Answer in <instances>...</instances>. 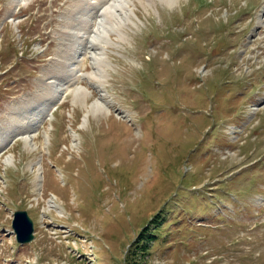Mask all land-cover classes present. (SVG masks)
<instances>
[{"label": "rangeland", "instance_id": "obj_1", "mask_svg": "<svg viewBox=\"0 0 264 264\" xmlns=\"http://www.w3.org/2000/svg\"><path fill=\"white\" fill-rule=\"evenodd\" d=\"M69 3L0 0V128L63 74ZM131 9L126 38L103 44L110 112L88 113L100 91L74 80L91 93L48 99L38 148L21 135L1 148L0 264H264V0Z\"/></svg>", "mask_w": 264, "mask_h": 264}, {"label": "bare ground", "instance_id": "obj_2", "mask_svg": "<svg viewBox=\"0 0 264 264\" xmlns=\"http://www.w3.org/2000/svg\"><path fill=\"white\" fill-rule=\"evenodd\" d=\"M29 1L30 0H11V5L27 6L29 5ZM70 1L71 3H69L64 11V15L61 16L64 17V19L61 21V29L58 31L62 40L66 41V43L63 44L65 45V48L63 47L65 53H62L64 61H59L58 65L63 74L55 72L58 71V69H53L51 71L50 74H53V77L56 78L55 81L50 80L48 84L52 91L46 93L45 87L42 86L40 89L41 91L38 90L37 93H35L37 95L36 97L41 99V102L36 103L34 106L31 105L25 112H16L12 111L13 108L11 109L12 113L16 115L12 117L13 121L11 124H6L5 126L4 121L1 123L0 151L2 150L1 148L6 145V141L10 139L11 135H21L32 148H38L34 141L38 136L40 123L47 118V116L43 114L47 108L48 99L52 101L59 100L60 97L68 92H72L76 98L79 93H82L83 97L87 98L88 94L91 93V91L90 93L88 92L90 88L84 85L73 87L75 82L80 78L78 75L79 72L82 71V63L87 57L93 59V65L95 66L94 72L88 76V79H93L92 83L99 89L101 97L91 104L88 100H83V104L85 108L88 109V113L91 111H94L96 114H98V111L110 112V108L107 104L108 99L106 97L109 92L105 89V81L101 78H106L107 76L104 73L106 72V68L103 64L104 62L107 64V47L103 46V44L108 46L113 44V35H118L116 36L118 39L126 38L124 29L129 27L130 21H133L131 3L134 0ZM96 65H98V67ZM101 65L104 66L102 70L100 69ZM97 69L99 70L98 73L96 72ZM95 78H101L103 83L102 80H96ZM42 91L43 93H41ZM48 94H50L49 98L47 96ZM22 100L27 104L24 99ZM7 115H11V113H7ZM7 129H10V132L6 131ZM32 142L34 143L32 144ZM14 159L15 157L11 156L7 161L13 162ZM55 204L56 202L51 201L50 207L55 206Z\"/></svg>", "mask_w": 264, "mask_h": 264}, {"label": "water", "instance_id": "obj_3", "mask_svg": "<svg viewBox=\"0 0 264 264\" xmlns=\"http://www.w3.org/2000/svg\"><path fill=\"white\" fill-rule=\"evenodd\" d=\"M14 228L17 232L18 240L21 243H29L35 239L34 221L26 210H19L16 212Z\"/></svg>", "mask_w": 264, "mask_h": 264}, {"label": "trees", "instance_id": "obj_4", "mask_svg": "<svg viewBox=\"0 0 264 264\" xmlns=\"http://www.w3.org/2000/svg\"><path fill=\"white\" fill-rule=\"evenodd\" d=\"M147 227H148V226H147ZM147 227H145V228L143 229L141 235H144L145 231L148 229ZM151 236H152V238L155 237V235H151ZM140 238H141V236H140ZM141 248H142V245L139 243V244L137 245V249L140 250Z\"/></svg>", "mask_w": 264, "mask_h": 264}, {"label": "clouds", "instance_id": "obj_5", "mask_svg": "<svg viewBox=\"0 0 264 264\" xmlns=\"http://www.w3.org/2000/svg\"><path fill=\"white\" fill-rule=\"evenodd\" d=\"M177 3H179V0H176Z\"/></svg>", "mask_w": 264, "mask_h": 264}]
</instances>
